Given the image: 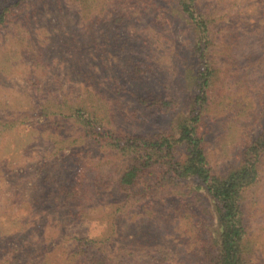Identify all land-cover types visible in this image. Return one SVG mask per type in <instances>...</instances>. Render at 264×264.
Returning a JSON list of instances; mask_svg holds the SVG:
<instances>
[{
    "label": "rangeland",
    "instance_id": "374dc122",
    "mask_svg": "<svg viewBox=\"0 0 264 264\" xmlns=\"http://www.w3.org/2000/svg\"><path fill=\"white\" fill-rule=\"evenodd\" d=\"M194 4L208 31L202 145L224 178L264 134V0ZM9 5L16 20L0 27V264L18 254L19 264H213L218 215L196 180H185V197L130 200L150 184L121 190L131 155L85 140L71 111L45 116L40 106L69 100L104 129L176 138L201 71L178 0H0V11ZM256 170L241 190L242 264H264V151ZM83 238L92 247L74 256Z\"/></svg>",
    "mask_w": 264,
    "mask_h": 264
},
{
    "label": "trees",
    "instance_id": "16d2710c",
    "mask_svg": "<svg viewBox=\"0 0 264 264\" xmlns=\"http://www.w3.org/2000/svg\"><path fill=\"white\" fill-rule=\"evenodd\" d=\"M12 6H5L0 11V27L13 26L16 19ZM178 6L195 27L201 71L190 117L179 125L176 138L172 136L166 138L158 134L145 138H131L126 133L104 129L85 107L72 104L69 100L62 104L45 99L40 106L45 116L51 113L54 117H63L64 112L71 111L69 119L81 128L85 140L131 155L133 163L119 177L121 190L130 192L134 187H139L138 183L142 182V178H148L150 184L140 192L144 195L143 200L133 198L130 200L141 203L147 198L164 200L172 196L185 197L191 194L185 180H196L200 187H196L195 190L200 189L205 193L218 215L219 236L216 239L219 247L213 264H242L241 241L244 227L240 221L241 190L256 178L257 159L264 151V134L247 150L248 159L242 169L224 178L211 171L203 149L200 127V114L207 98L210 76L206 57L208 31L205 22L196 11L194 0H178ZM180 144L183 145V149L179 148ZM79 194L76 207H81ZM76 240L77 251L73 255L80 254L85 257L88 247H92L91 242L86 238ZM18 257L19 254L14 255L8 260V264H19ZM111 260L99 258L88 264H120Z\"/></svg>",
    "mask_w": 264,
    "mask_h": 264
}]
</instances>
